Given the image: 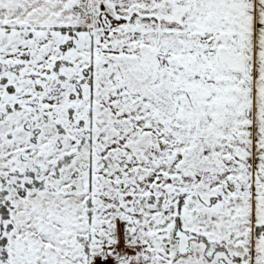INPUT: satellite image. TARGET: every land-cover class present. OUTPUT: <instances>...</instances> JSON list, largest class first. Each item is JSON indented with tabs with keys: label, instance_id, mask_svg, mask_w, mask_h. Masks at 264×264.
I'll return each mask as SVG.
<instances>
[{
	"label": "snow or ice",
	"instance_id": "snow-or-ice-1",
	"mask_svg": "<svg viewBox=\"0 0 264 264\" xmlns=\"http://www.w3.org/2000/svg\"><path fill=\"white\" fill-rule=\"evenodd\" d=\"M0 264H264V0H0Z\"/></svg>",
	"mask_w": 264,
	"mask_h": 264
}]
</instances>
